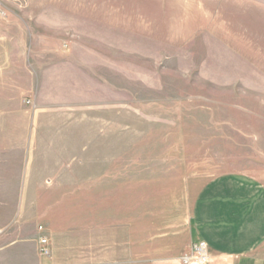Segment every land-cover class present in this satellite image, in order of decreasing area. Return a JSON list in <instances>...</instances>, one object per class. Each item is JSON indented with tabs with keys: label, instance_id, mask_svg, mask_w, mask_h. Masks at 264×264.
Masks as SVG:
<instances>
[{
	"label": "rangeland",
	"instance_id": "1",
	"mask_svg": "<svg viewBox=\"0 0 264 264\" xmlns=\"http://www.w3.org/2000/svg\"><path fill=\"white\" fill-rule=\"evenodd\" d=\"M44 2V46L64 54L81 130L58 264H151L192 180L264 183V0Z\"/></svg>",
	"mask_w": 264,
	"mask_h": 264
},
{
	"label": "crops",
	"instance_id": "2",
	"mask_svg": "<svg viewBox=\"0 0 264 264\" xmlns=\"http://www.w3.org/2000/svg\"><path fill=\"white\" fill-rule=\"evenodd\" d=\"M48 5L0 0L8 14L0 20V255L9 257L2 264L59 263L58 202L70 199L65 191L74 192L81 180L73 85L62 74L63 52L44 46ZM190 191L187 218L155 244L151 264H181L199 240L211 264H264L262 181L224 173L201 184L192 180ZM41 237L48 255L39 251Z\"/></svg>",
	"mask_w": 264,
	"mask_h": 264
},
{
	"label": "built area",
	"instance_id": "3",
	"mask_svg": "<svg viewBox=\"0 0 264 264\" xmlns=\"http://www.w3.org/2000/svg\"><path fill=\"white\" fill-rule=\"evenodd\" d=\"M26 104H31L30 100H25ZM40 230L41 227H38ZM39 251L44 255L50 254L48 240L46 237L40 238ZM181 264H211V256H209L207 244L199 240L191 243L190 253L180 258Z\"/></svg>",
	"mask_w": 264,
	"mask_h": 264
}]
</instances>
